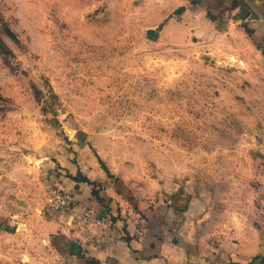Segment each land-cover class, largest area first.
I'll use <instances>...</instances> for the list:
<instances>
[{
	"label": "rangeland",
	"instance_id": "374dc122",
	"mask_svg": "<svg viewBox=\"0 0 264 264\" xmlns=\"http://www.w3.org/2000/svg\"><path fill=\"white\" fill-rule=\"evenodd\" d=\"M163 2L0 0V172L22 181L19 196L12 193L17 182L2 184L1 202L21 211L0 218V264H59L64 249L89 264H108L93 258L108 244L99 238L114 243L125 228L83 206L68 219L49 200L72 191L73 179L109 181L118 202L135 213L134 237L143 238L150 235V209L187 207L234 170L221 165V156L240 138L234 133L259 124L251 100L257 88L230 72L218 48L197 41L186 25L167 24ZM149 28L161 33L148 37ZM29 201L40 211H23ZM162 212L169 229L156 233L158 241H176L177 231L188 228L204 232L210 221L199 211ZM39 216L72 232L99 226L111 232L85 242L55 233L38 239L27 229L41 226ZM70 241L80 245L78 253ZM256 262L264 264V257Z\"/></svg>",
	"mask_w": 264,
	"mask_h": 264
},
{
	"label": "crops",
	"instance_id": "0c3cea01",
	"mask_svg": "<svg viewBox=\"0 0 264 264\" xmlns=\"http://www.w3.org/2000/svg\"><path fill=\"white\" fill-rule=\"evenodd\" d=\"M163 1L162 19L167 18V24L172 27L186 25L197 41L202 39L204 45L218 48L219 60L226 63L230 72L242 74L239 78L247 87L252 85L257 88L258 94L251 100L258 105L255 123L259 124H252L246 130L234 133L240 138L225 149L229 155L221 156V165L234 170H227L228 173L225 172L220 182L211 186L206 197L191 201L187 207L164 204L150 209V235L143 238L134 237L130 214L134 216L135 213L127 205L118 202L119 194L109 186V181L96 176L89 182L76 178L69 181L68 187L73 189L79 205L92 211L94 218L112 216L117 226L125 228L127 235L111 243L106 235L103 239L99 238L101 233L110 234L108 228H76L72 232L66 226L59 228L58 224L51 222L52 219L45 221L41 216L37 220L41 226H29L28 233L38 239L37 235L55 233L71 236L79 242H85L86 237H90L88 235L91 238L98 236L96 239L102 242L106 240L108 244L104 249H96L93 258L104 259L108 264H257L256 259L264 257V0ZM169 11H172L171 15ZM156 33L158 36L161 32L156 30ZM217 43L218 46L215 45ZM205 57L209 59V56ZM216 59L211 58V62ZM245 136L251 139H244ZM231 158L234 159L231 161ZM62 165L70 168L67 163ZM68 172L74 176L71 169ZM7 178L0 172V193L5 183L13 185L17 182L16 178L15 181ZM29 178L25 180L32 182ZM60 178L61 182H68L62 175ZM15 184L12 193L16 192L19 196L22 181ZM6 204L0 199V218L20 216V208L9 210ZM27 206L23 211H40V207H30V201ZM162 211H199L204 218L209 216L210 221L202 228L206 230L204 232L188 228L183 232L177 231L176 236L180 240L158 241L154 238L156 233L161 231V234L168 235L169 229L164 223ZM215 211H219L218 216ZM229 219L230 222L227 221ZM127 220L131 222L129 226L125 223ZM224 224L229 225L228 229H233L231 232L234 235L230 238L229 231L223 230ZM215 235L221 236V241L208 244L207 239ZM64 250L59 257V264H89L84 255Z\"/></svg>",
	"mask_w": 264,
	"mask_h": 264
},
{
	"label": "built area",
	"instance_id": "2783aa9c",
	"mask_svg": "<svg viewBox=\"0 0 264 264\" xmlns=\"http://www.w3.org/2000/svg\"><path fill=\"white\" fill-rule=\"evenodd\" d=\"M49 200L54 203V208L56 207L60 209L59 211H63L66 214L67 218L71 220L74 219L76 211H79V208H81L72 191H60L52 195ZM82 210L89 211V209H86L84 207L82 208Z\"/></svg>",
	"mask_w": 264,
	"mask_h": 264
},
{
	"label": "water",
	"instance_id": "95a60500",
	"mask_svg": "<svg viewBox=\"0 0 264 264\" xmlns=\"http://www.w3.org/2000/svg\"><path fill=\"white\" fill-rule=\"evenodd\" d=\"M177 12H179V9L177 10ZM244 12H247V10L244 9ZM244 15H245V14H244ZM244 15L242 14V16H244ZM5 30L8 31L9 33H11L9 27L5 26ZM147 35H148V37H156V36H157V33H156V31H155L154 29H148V30H147ZM97 157H98V156H97ZM98 160L101 162V160H100L99 157H98ZM101 163H102V162H101ZM70 249H71L73 252L78 253L79 250H80V245H79L77 242H75V241H70Z\"/></svg>",
	"mask_w": 264,
	"mask_h": 264
}]
</instances>
